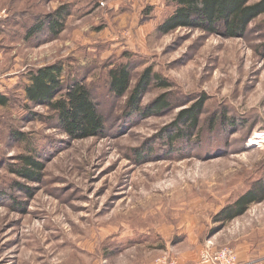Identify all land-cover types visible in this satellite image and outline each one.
<instances>
[{"label": "rangeland", "instance_id": "374dc122", "mask_svg": "<svg viewBox=\"0 0 264 264\" xmlns=\"http://www.w3.org/2000/svg\"><path fill=\"white\" fill-rule=\"evenodd\" d=\"M61 5L69 15L56 39H23L34 15ZM172 11L165 0H0V93L10 99L0 107V264H145L207 246L264 258V201L220 217L264 183V15L243 39L159 34ZM53 63L64 85L87 86L103 136L69 140L47 107L25 99L29 73ZM124 64L132 85L147 67L168 84L152 80L142 106L164 93L172 106L128 115L126 96L108 87ZM202 99L189 147L164 153L157 141ZM21 155L42 163L37 179L13 173Z\"/></svg>", "mask_w": 264, "mask_h": 264}, {"label": "trees", "instance_id": "16d2710c", "mask_svg": "<svg viewBox=\"0 0 264 264\" xmlns=\"http://www.w3.org/2000/svg\"><path fill=\"white\" fill-rule=\"evenodd\" d=\"M173 11L158 27L157 32L166 35L179 28L201 31L206 35H218L225 39H243L252 22L264 15V0H165ZM69 15L67 5L49 14L33 16V22L25 26L23 39L36 41L46 31L48 38L56 39L65 29ZM63 69L60 63H53L36 68L29 73L30 85L25 87V99L29 104L42 105L50 112L49 119L69 140H82L101 137L105 133V121L98 106L94 103L87 86L80 81L63 84ZM110 94L118 99L126 96L124 109L128 115L149 117L167 111L172 105L167 94H161L150 105L142 106L141 98L157 81L163 88L168 84L153 74L151 68H145L132 85L129 66H117L108 72ZM10 99L0 93V107H7ZM205 100L196 101L192 106L180 110L172 124V131L165 140L157 141L164 153L174 152L189 147L196 135L199 118ZM159 136V135H158ZM157 136V137H158ZM159 139V138H158ZM188 146V147H187ZM150 150V149H149ZM148 150V151H149ZM20 165L13 173L26 180H35L43 165L33 156L17 157ZM264 201V183L256 181L250 190L240 195L220 214L222 222H230L245 214L252 205Z\"/></svg>", "mask_w": 264, "mask_h": 264}, {"label": "built area", "instance_id": "2783aa9c", "mask_svg": "<svg viewBox=\"0 0 264 264\" xmlns=\"http://www.w3.org/2000/svg\"><path fill=\"white\" fill-rule=\"evenodd\" d=\"M199 262L201 264H264V258L240 261L235 250L229 247L211 249L207 246L199 252ZM156 264H178L175 257L168 255L159 257Z\"/></svg>", "mask_w": 264, "mask_h": 264}, {"label": "crops", "instance_id": "0c3cea01", "mask_svg": "<svg viewBox=\"0 0 264 264\" xmlns=\"http://www.w3.org/2000/svg\"><path fill=\"white\" fill-rule=\"evenodd\" d=\"M198 251L200 252L198 247L193 248L191 251L183 250V252L180 254V256H178L176 258L177 263L178 264H201L199 262V252ZM157 259H155L154 261L152 260V261L145 263V264H156ZM240 261H243V260H240ZM246 261H248V260H246Z\"/></svg>", "mask_w": 264, "mask_h": 264}]
</instances>
